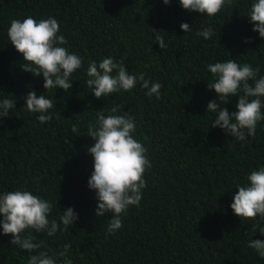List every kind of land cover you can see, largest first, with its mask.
I'll return each instance as SVG.
<instances>
[{
	"label": "trees",
	"instance_id": "obj_1",
	"mask_svg": "<svg viewBox=\"0 0 264 264\" xmlns=\"http://www.w3.org/2000/svg\"><path fill=\"white\" fill-rule=\"evenodd\" d=\"M253 2L232 0L209 18L185 11L179 0L168 5L163 0H0V100L8 95L15 100V108L0 120V194L31 191L53 205L49 219L58 223L69 207L78 214L71 227L53 237L26 233L44 240L42 251L58 255L70 244L73 264H264L247 247L250 239L264 241V218L241 220L230 208L237 185L264 167V121L255 137L238 142L212 128L215 114L207 113L208 103L218 99L208 89L214 81L209 63L234 59L259 67L264 76V39L247 18ZM28 16L55 18L68 51L83 58L67 93L46 91L42 76L22 70L23 57L7 31L12 19ZM182 23L192 29L185 33ZM209 26L215 33L211 39L196 35ZM153 29L162 31L166 47L160 49ZM109 57L130 74L159 82L161 98L149 97L138 83L97 99L86 85V71L89 61ZM31 90L53 100L50 121L41 123L39 113L24 109L22 97ZM219 102H229L232 113L238 97ZM115 105L135 117L134 138L148 149L152 167L144 174L139 206H130L121 217L123 227L109 234L111 215H95L98 200L88 187L93 158L87 149L94 141L87 131L96 111L107 115ZM2 233L0 228V264H27L30 253Z\"/></svg>",
	"mask_w": 264,
	"mask_h": 264
},
{
	"label": "clouds",
	"instance_id": "obj_2",
	"mask_svg": "<svg viewBox=\"0 0 264 264\" xmlns=\"http://www.w3.org/2000/svg\"><path fill=\"white\" fill-rule=\"evenodd\" d=\"M165 5L170 0H163ZM232 0H179L185 11L204 14L211 18L216 16L226 4ZM247 18L254 25L252 31L259 33L264 39V0H254L248 11ZM180 28L185 33L192 28L182 23ZM59 22L53 18L35 20L32 16L24 19H12L7 31L12 46L22 55L24 63L22 70L32 73L35 77H43V87L62 89L68 92L72 88L70 79L74 72L82 67L83 58L76 53H70L66 47L68 41L59 35ZM160 49L166 47L162 31L152 30ZM197 36L209 40L215 35L211 26L202 27L196 32ZM207 71L212 74L214 81L207 83L210 91H215L217 100L207 105V113L215 114L210 124L212 128H220L231 135L235 141L243 142L246 137H255L257 124L264 121V76L259 75V67L250 64L237 63L234 59L224 62L209 63ZM115 73V74H114ZM87 87L97 98H107L111 94L130 91L137 84L147 90L146 94L161 98L162 85L147 79L143 73L130 74L126 67L117 63L113 58H104L101 62L89 61L86 71ZM2 93V92H0ZM5 96V95H4ZM12 95L0 100V120L9 116V111L15 108ZM228 97H238L236 111L229 113L226 105ZM26 109L30 113H39L37 119L41 123L48 122L52 116L47 114L55 105L53 100L41 94L37 96L31 90L22 97ZM123 105H115L108 109V114L102 110L96 111L95 123L88 125L87 136L94 143L87 149L93 158V171L88 180V187L96 193L98 200L95 215L103 217L111 215L106 223L109 234H115L123 227L122 215L127 213L130 206L138 207L143 189L146 188L144 174L152 167L147 152L148 149L133 133L136 130L135 117L130 112H123ZM73 132L76 127L73 126ZM247 184L237 185L238 190L233 197L230 208L234 215L241 220L264 218V167L253 170L247 176ZM53 205L31 191L15 189L0 194V228L3 235H11L10 243L17 248L30 253L27 264H73L68 258L70 244H65L63 250L49 255L42 251L44 240H37L35 235L53 237L59 231L71 227L78 219L73 208L60 212L59 223L49 219ZM63 225V228L61 227ZM255 232V228L252 229ZM264 235V229L260 231ZM247 247L253 249L264 258V241H248ZM36 253V254H32Z\"/></svg>",
	"mask_w": 264,
	"mask_h": 264
}]
</instances>
